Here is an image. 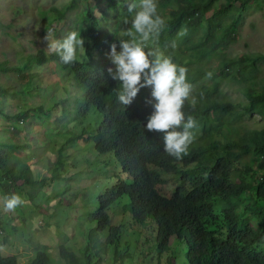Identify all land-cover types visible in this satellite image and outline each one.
Segmentation results:
<instances>
[{
  "label": "rangeland",
  "instance_id": "obj_1",
  "mask_svg": "<svg viewBox=\"0 0 264 264\" xmlns=\"http://www.w3.org/2000/svg\"><path fill=\"white\" fill-rule=\"evenodd\" d=\"M156 5L157 13L164 19L176 7L175 0H156ZM224 10L226 14L217 13L214 19L220 27L232 20L231 35L219 38L221 28L213 23L207 31V19L215 11ZM88 13L95 18L97 36L110 57L111 44L129 39L119 28V23L128 16L124 0H0V61L17 69L22 66L21 57L39 50L49 53V41L69 30L79 29L84 39ZM202 17L206 21L195 25L197 30L189 35L202 33L204 43L197 51L183 47L181 57L191 63L192 70L207 74L208 81H218L224 98L237 103L242 110L249 105L246 87L261 93L264 104V58L256 65L252 80L242 78L246 72L241 68L246 59L264 54V0H251L245 8L240 0H215ZM200 50L205 52L203 57H199ZM91 55L96 57L95 48H91ZM77 58L88 60L84 50L77 52ZM224 59L238 63L226 67L222 65ZM21 68L0 70V147L6 151L8 163L28 164L30 175L38 184L27 185L19 179L14 193L21 197L22 203L12 210L4 211L0 201V252L15 254L19 264H27L38 250H44L51 264H65L59 255V247L63 245L79 256L88 254L89 264H111L113 252L104 243L105 232L98 234L100 242L84 248L87 233L94 228L87 221L89 213L98 207L99 195L116 178L123 177L129 182L130 177L120 170L112 152L99 153L87 136L95 131L101 116L95 109L78 114L84 91L74 82L71 72L55 60ZM237 124L244 129H262L264 115L246 113ZM209 125L215 126L213 135L222 142L235 137L226 120L213 116ZM83 129L85 133L81 135ZM201 134V127L195 128L193 139ZM60 149L62 165L56 164ZM257 156L252 152L238 161L239 171L246 164L253 168V173L244 174L242 179L250 181L264 173V167L257 165ZM237 173L233 172V180L239 179ZM162 178L157 188L166 196L185 182L174 172L164 173ZM5 194L0 187V197ZM122 199L128 200V196L123 195L108 209L110 223L121 226L118 239L121 260L116 256V264H189L185 255L187 245L174 237L167 249L156 253L155 223L150 219L144 222L133 219L123 209ZM237 209L245 220L249 218L256 225L264 212V203L248 190L240 197ZM258 248L264 250V243Z\"/></svg>",
  "mask_w": 264,
  "mask_h": 264
},
{
  "label": "trees",
  "instance_id": "obj_2",
  "mask_svg": "<svg viewBox=\"0 0 264 264\" xmlns=\"http://www.w3.org/2000/svg\"><path fill=\"white\" fill-rule=\"evenodd\" d=\"M214 1L175 0L176 7L170 10L171 16L167 19L162 17L165 21L163 27L144 44L146 49L158 50L170 56L178 65L184 66L186 79L194 86L182 110L195 118L202 134L192 140L186 153L179 158L163 151L161 132L143 128L151 111V103L148 102L151 99L150 86L141 87L127 105L117 100L120 82L112 80L107 73V68L112 66L111 59L105 54L97 36L96 20L91 13L85 15L87 27L83 34L84 52L88 60L76 58L70 64H63L55 53L42 50L21 57L22 68L31 63L55 60L71 72L74 82L84 91V102L78 108V114L83 115L95 109L101 116L95 131L87 135L92 138L95 150L99 153L112 152L121 169L131 176L129 182L120 179L107 187L98 197L96 211L89 215L94 228L88 231V241L84 248L100 242L98 234L105 232L107 237L104 243L113 252L111 264H116V256L121 260L118 254L121 226L110 223L107 209L123 195L128 196L123 209L133 219L138 222L147 219L155 222L156 253L167 249L170 237L174 235L177 241L187 245L186 259L189 264H264V250L258 248L264 243V212L259 217V223L254 225L249 218L245 220L237 209L240 197L248 190L253 191L264 203V173L246 181L242 177L253 173L251 164L244 165L241 171L237 169L240 158L252 152L258 155L256 160L259 168L264 167V128L244 129L237 124L246 113L264 115V104H261L263 95L254 88L246 87L245 95L249 105L242 110L237 103L224 98L218 81H208L207 74L192 70L191 63L181 57L183 47L197 51L204 43V37L200 36L202 33L193 36L189 34L197 30L195 25L206 21L202 14ZM249 1L240 0V3L245 8ZM225 11H215L208 17L207 31L213 23L218 22L214 19L215 15L226 14ZM232 23L231 20L222 27L216 23L222 30L217 37L230 36ZM129 27L130 24L126 25L124 20L119 23L123 31ZM91 48L97 50L96 57L91 55ZM204 55L205 52L200 50L199 57ZM263 58L264 54L258 53L243 62L242 72H246L242 77L244 80H252L256 65ZM235 63L238 62L224 59L222 65L228 67ZM21 67H7L5 62L0 61V70L19 71ZM237 80L240 82L242 79ZM213 116L226 120L235 132V137L226 142L215 138V126L209 125ZM60 152L61 149L57 152L56 164L62 165ZM29 168L24 161L17 166L15 162L8 163L6 151L0 147V187L6 194L14 193L19 179L27 185L38 184L30 175ZM237 171L239 179L233 180L232 174ZM171 172L185 182L176 186L170 197H166L158 191L157 185L163 182L162 174ZM31 188L36 191V188ZM59 255L65 264H89L88 254L79 256L63 245L59 247ZM0 264L19 263L15 254L3 255L0 252ZM27 264H51V261L44 250H38Z\"/></svg>",
  "mask_w": 264,
  "mask_h": 264
},
{
  "label": "clouds",
  "instance_id": "obj_3",
  "mask_svg": "<svg viewBox=\"0 0 264 264\" xmlns=\"http://www.w3.org/2000/svg\"><path fill=\"white\" fill-rule=\"evenodd\" d=\"M124 6L128 13L124 23L130 24L125 35L129 39H120L118 43L109 46L112 66L107 68L109 77L120 82L116 98L120 104L127 105L141 87L150 86L151 99L148 102L151 103V111L143 123V128L161 132L163 151L179 158L186 153L193 140L192 129L197 127L195 118L186 115L182 110V105L189 98L192 89L191 83L186 79V68L158 50L145 48L144 42L157 34L165 22L157 13L156 0H124ZM83 43L79 29L69 30L62 37H53L48 43V50L50 54L55 53L61 63L70 64L77 58V52L84 50ZM120 170L125 172L121 167ZM126 173L124 175L131 179L130 174ZM120 179L124 178H116L115 183ZM0 201L4 211L12 210L22 203L21 197L15 193L5 194L0 197ZM120 201L126 203L128 200ZM87 222L93 224L89 220ZM172 237L176 238L174 235L170 238Z\"/></svg>",
  "mask_w": 264,
  "mask_h": 264
}]
</instances>
